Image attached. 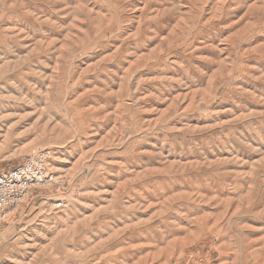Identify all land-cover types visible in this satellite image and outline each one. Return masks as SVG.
<instances>
[{
  "label": "rangeland",
  "instance_id": "rangeland-1",
  "mask_svg": "<svg viewBox=\"0 0 264 264\" xmlns=\"http://www.w3.org/2000/svg\"><path fill=\"white\" fill-rule=\"evenodd\" d=\"M43 150L0 264H264V0H0V173Z\"/></svg>",
  "mask_w": 264,
  "mask_h": 264
},
{
  "label": "built area",
  "instance_id": "built-area-1",
  "mask_svg": "<svg viewBox=\"0 0 264 264\" xmlns=\"http://www.w3.org/2000/svg\"><path fill=\"white\" fill-rule=\"evenodd\" d=\"M51 161V152L43 150L0 173V221L15 215L34 192L47 187L61 190L65 185L64 177L51 170ZM63 205L59 202L55 208L62 209Z\"/></svg>",
  "mask_w": 264,
  "mask_h": 264
}]
</instances>
